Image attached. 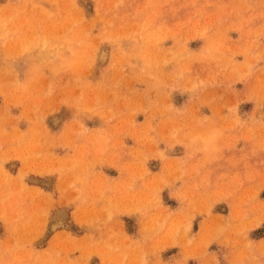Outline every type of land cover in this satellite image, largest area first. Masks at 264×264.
<instances>
[{"label":"rangeland","instance_id":"374dc122","mask_svg":"<svg viewBox=\"0 0 264 264\" xmlns=\"http://www.w3.org/2000/svg\"><path fill=\"white\" fill-rule=\"evenodd\" d=\"M263 234L264 0H0V264H264Z\"/></svg>","mask_w":264,"mask_h":264},{"label":"crops","instance_id":"0c3cea01","mask_svg":"<svg viewBox=\"0 0 264 264\" xmlns=\"http://www.w3.org/2000/svg\"><path fill=\"white\" fill-rule=\"evenodd\" d=\"M134 238H139V230H138V225H136V230L134 232V235H133ZM254 240V242H260L262 240H264V234L263 235H260V236H257V237H254L252 238Z\"/></svg>","mask_w":264,"mask_h":264},{"label":"bare ground","instance_id":"6f19581e","mask_svg":"<svg viewBox=\"0 0 264 264\" xmlns=\"http://www.w3.org/2000/svg\"><path fill=\"white\" fill-rule=\"evenodd\" d=\"M103 53L105 54V52H103ZM101 56H102V55H101ZM104 56H105V55H104ZM104 56H103V57H104ZM58 223H59V222H58ZM56 224H57V223H56ZM53 225H55V224H53ZM57 225H58V224H57ZM60 225H61V224H60ZM55 226H56V225H55Z\"/></svg>","mask_w":264,"mask_h":264}]
</instances>
